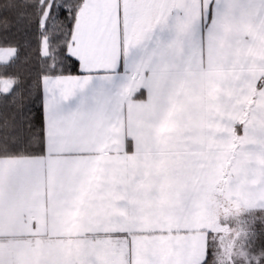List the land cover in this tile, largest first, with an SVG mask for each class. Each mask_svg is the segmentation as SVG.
Masks as SVG:
<instances>
[{
  "label": "snow or ice",
  "instance_id": "snow-or-ice-1",
  "mask_svg": "<svg viewBox=\"0 0 264 264\" xmlns=\"http://www.w3.org/2000/svg\"><path fill=\"white\" fill-rule=\"evenodd\" d=\"M0 264H264V0H0Z\"/></svg>",
  "mask_w": 264,
  "mask_h": 264
}]
</instances>
